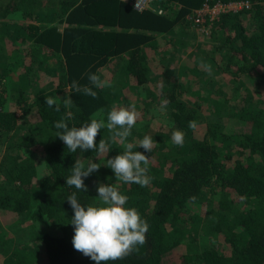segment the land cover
Wrapping results in <instances>:
<instances>
[{
  "label": "trees",
  "instance_id": "1",
  "mask_svg": "<svg viewBox=\"0 0 264 264\" xmlns=\"http://www.w3.org/2000/svg\"><path fill=\"white\" fill-rule=\"evenodd\" d=\"M204 1L238 0H160L164 13L136 9L132 0H0V177L12 182L9 188L4 183L0 186V207L12 228L22 211L32 214L35 222L30 232L14 227L20 245L13 247L4 242L5 231L0 229L5 251L0 264H95L73 247L74 226L69 222L74 211L66 198L76 192L82 204L95 203L100 183L117 186L129 197L126 207H135L149 224L146 243L138 251L107 264H264V84L259 89L262 99L252 103L246 104L252 95L246 101L245 93L233 101L197 96L193 101L200 108H195L180 96L186 91L183 86L172 85L169 90L172 68L158 75L150 69L154 35L172 29L175 35L185 34L186 21L196 24L187 14ZM247 1L248 6L222 11L209 21L206 34L214 47L212 61L231 68L240 83L255 69L264 76V0ZM178 5L177 11L167 14ZM113 55L124 59L123 72L137 86L161 83L155 96L167 101L174 130L184 133L182 146L165 132L151 136L154 147L145 155L153 179L146 187L122 183L105 165L124 151L118 137L113 140L99 131L96 144L103 138L111 147L107 154H99L91 149L69 152L55 136L54 123L68 114L69 126L80 127L90 122L96 110L114 106L110 98L119 85L95 88L88 79L90 73L101 78L98 68ZM53 62L60 77L48 87L37 69ZM200 65L194 58L193 69ZM9 70L25 80L17 92ZM73 81L93 87L97 98L75 92ZM36 82L38 88L31 89ZM67 93L72 103L64 105ZM49 96L57 98L60 111L46 105ZM147 101L152 102L150 97ZM204 102L216 108L206 116L207 129L198 133L205 121ZM146 103L142 113L136 111L139 119L149 122L156 113ZM222 108H227L225 115ZM193 120L196 127L190 128ZM144 136L131 135L128 142L138 144ZM155 155L158 164L153 161ZM77 159L85 166L92 161L101 164L84 178L87 192L66 185ZM43 164L47 170L41 171ZM178 221L188 229L187 237Z\"/></svg>",
  "mask_w": 264,
  "mask_h": 264
},
{
  "label": "clouds",
  "instance_id": "2",
  "mask_svg": "<svg viewBox=\"0 0 264 264\" xmlns=\"http://www.w3.org/2000/svg\"><path fill=\"white\" fill-rule=\"evenodd\" d=\"M88 79L95 88L110 86L96 73H90ZM71 87L77 93L97 98V92L93 90V87L81 86L76 81L72 82ZM45 98L46 105L55 106L56 111H60L61 104L57 98L51 96ZM71 103L70 96L63 100L64 105ZM166 105L167 101L162 102L161 108H165ZM68 119H71V114L57 120L54 126L57 129L55 136L63 141L69 152L75 153L77 149L84 152L91 149L99 154H107L111 149L108 141L102 138L99 144H96L100 129L106 127L113 133L112 139L115 140L118 137L124 145V151L107 159L105 164L113 170L115 178L124 184L135 183L140 187L150 184L153 177L148 174L150 159L145 152L153 150V138L145 135L138 144L125 143L138 119L135 105L113 106L107 113L106 124L104 118L100 117L99 119L91 118L90 122H84L80 127L69 126L66 122ZM189 127L195 128L196 122L189 121ZM172 142L182 146L184 133L181 130H174ZM137 147H142L145 151L134 150ZM100 166L101 164L93 161L85 166L77 159L71 167V174L66 177V185L78 191L87 192L84 178L98 171ZM97 192L98 201L87 205L80 202L76 192H72L66 198L74 211L69 223L74 226L72 237L74 249L90 257L95 264H107L109 261L122 260L138 251V246L146 243L149 224L141 218L135 207H126L129 197L122 194L117 186L100 183Z\"/></svg>",
  "mask_w": 264,
  "mask_h": 264
},
{
  "label": "rangeland",
  "instance_id": "3",
  "mask_svg": "<svg viewBox=\"0 0 264 264\" xmlns=\"http://www.w3.org/2000/svg\"><path fill=\"white\" fill-rule=\"evenodd\" d=\"M159 1L160 0H154L151 8L156 10V12H158V9L162 8L164 13L165 8L162 5L160 6ZM179 7L180 6L178 5L174 9L170 8V11L167 14H172L173 12L177 11ZM198 7L193 8L192 11L187 14V19L194 17L195 11L198 9ZM41 16L43 17L44 13H41ZM207 18L208 17L202 21H197L194 18L196 24L193 26H191L189 23H187L188 21H186L185 26L187 31L181 36L175 35L176 32L173 29L168 32H159L154 35V38L152 39L156 43V48L154 50L155 55L150 58L152 64V68H150L152 75H158V72L162 71L166 67L172 68V78L170 81L169 90L172 89V85L176 87L183 86V89H186V91L184 95L180 93V96L195 108H200L198 105H194L195 103L193 100L197 96L202 98V100H208V98L213 95L215 98L227 97L230 101H233L242 97L245 93V99L247 101L249 96L252 95L246 104L252 103L254 99H262V96L259 94V89L264 84V76L261 75V70L255 69L252 74H249L246 82L240 83L238 79L236 80L234 78L233 73L230 71L231 68L226 67L225 65L224 66L226 68H224L222 66L223 64L216 62L214 59V61H212L210 49L212 50L214 47H211L212 45L210 39L206 38V34L209 32L208 23H210L209 21L212 20H207ZM26 22L29 23L31 20H26ZM176 36L178 37L175 39ZM27 44H29L28 41ZM25 46L26 43H23L22 47ZM12 48H14V46ZM217 54L218 53H216V55ZM114 57L115 55L110 56L107 63L104 64L99 70L100 75L102 74L101 80L107 81L110 85L115 83V85H119L120 87L118 90H116V95L110 98V102H112V104L117 107H129L131 105H135V108H137L136 110L140 109L139 111L142 113V110H144L142 108L145 106L144 104L146 102V104H148L147 100L148 97H150L152 102H149L147 109L151 108L150 111L155 110L153 113H156L153 119L149 122H147V119H141V117L140 119L138 118L137 120H139V122H136L135 126L132 128L131 135H133V137H140L141 135L145 134L159 137L161 136V132H165V135L172 137L175 126L172 124V120L170 119L168 112H166L167 108L169 109L170 107L167 104L166 107L162 109V102H160V100L155 96L160 94L161 83L157 87H154L152 83L137 86L134 79L130 78L126 75V73L123 72L124 70L122 69L121 65L124 59H122L121 56L119 59ZM194 58L200 61L201 65L199 68L193 69ZM166 64H170V66H167ZM212 64L214 65L209 67V65ZM37 70H39L41 78H43L41 80L46 82L48 87L51 85L53 86L58 82V77L60 76L56 63H45ZM34 74L35 72L32 73V75ZM8 77H11L12 86L15 88L16 92L20 89V87L25 86V80H22V76H18L17 73L9 70ZM17 79H19L18 82L22 81V84H16L15 81ZM31 86H33V83H31ZM36 88H38L37 82L31 89ZM132 94H136V97H134ZM68 96H70L69 93L65 95V97ZM219 107L221 106L219 105ZM215 108L216 105L211 106L209 102H204L202 112L204 113L203 117L205 121H202L203 125L199 127L198 133H202L207 129L206 116ZM157 109L161 110L157 111ZM226 109L227 108H224L225 111H227ZM110 110L111 109L108 108V110L105 111V109L100 108L93 113V118L99 119L100 117H103L106 124L107 113ZM221 110L222 114L225 115L223 108ZM20 112L21 110H18V113ZM140 112L138 113L137 111L138 115ZM33 118H35V114L33 117H31V119ZM156 119L159 121L157 122ZM139 129H141V132L143 133L139 132ZM100 131H103L110 137L113 136V133L110 132L106 127L100 129ZM131 135L127 138L125 143H128V141L132 139ZM165 144L168 143L166 142ZM165 148L166 147H164V149ZM158 158V155H155L153 158V161L157 162V164ZM44 167L45 166L43 164L40 170H47L46 167L45 169ZM2 183H4L5 188L12 186V182L5 181L2 179V177H0V186ZM3 211L5 210L0 207V229H2L3 232L5 231L4 234L2 233V239H4V242L8 243L9 246L13 247L20 245L17 243V230H15L16 228L14 227L17 226L22 228L25 232H30L35 229V222H33L32 214L28 213L27 211H22L18 219L14 220L13 223H15V225L12 228V223L4 218ZM177 225L179 227L182 225L185 227L184 229L181 227V229L184 234L183 237H187L189 235L188 229L183 224V222L178 221ZM185 244V241L181 243V245L184 247L186 246ZM1 247L3 246L0 245V260H3L5 251L4 249L1 250Z\"/></svg>",
  "mask_w": 264,
  "mask_h": 264
},
{
  "label": "built area",
  "instance_id": "4",
  "mask_svg": "<svg viewBox=\"0 0 264 264\" xmlns=\"http://www.w3.org/2000/svg\"><path fill=\"white\" fill-rule=\"evenodd\" d=\"M154 0H132V4L136 9L143 10L145 8H151V5ZM249 3L247 0H238V1H215L214 3H210L209 1H204L202 5L198 7L195 11L194 18L197 21H202L207 18V20H214L218 17V15L222 11L230 10V9H241L243 7L248 6ZM159 13H163V9H158ZM212 19H211V18Z\"/></svg>",
  "mask_w": 264,
  "mask_h": 264
},
{
  "label": "crops",
  "instance_id": "5",
  "mask_svg": "<svg viewBox=\"0 0 264 264\" xmlns=\"http://www.w3.org/2000/svg\"><path fill=\"white\" fill-rule=\"evenodd\" d=\"M119 57H120V55H115V57L114 58H118L119 59ZM114 60V59H113ZM124 62V61H123ZM123 62H122V64H123ZM106 64V63H105ZM104 65V64H103ZM103 65L100 67V68H102L103 67ZM121 67H123L122 65H121ZM100 68H98V70H100ZM123 69V68H122Z\"/></svg>",
  "mask_w": 264,
  "mask_h": 264
}]
</instances>
